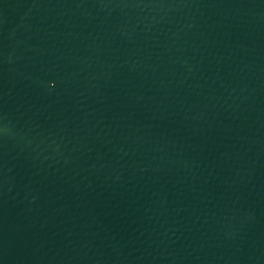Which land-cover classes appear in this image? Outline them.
Wrapping results in <instances>:
<instances>
[{
	"label": "water",
	"instance_id": "water-1",
	"mask_svg": "<svg viewBox=\"0 0 264 264\" xmlns=\"http://www.w3.org/2000/svg\"><path fill=\"white\" fill-rule=\"evenodd\" d=\"M0 264H264V0H0Z\"/></svg>",
	"mask_w": 264,
	"mask_h": 264
}]
</instances>
